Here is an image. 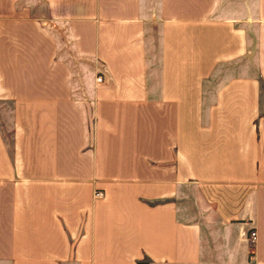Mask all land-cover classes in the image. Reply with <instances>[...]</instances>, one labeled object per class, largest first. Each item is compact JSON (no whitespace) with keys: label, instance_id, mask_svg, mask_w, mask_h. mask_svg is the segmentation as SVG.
<instances>
[{"label":"crops","instance_id":"obj_1","mask_svg":"<svg viewBox=\"0 0 264 264\" xmlns=\"http://www.w3.org/2000/svg\"><path fill=\"white\" fill-rule=\"evenodd\" d=\"M0 264H264V0H0Z\"/></svg>","mask_w":264,"mask_h":264},{"label":"rangeland","instance_id":"obj_2","mask_svg":"<svg viewBox=\"0 0 264 264\" xmlns=\"http://www.w3.org/2000/svg\"><path fill=\"white\" fill-rule=\"evenodd\" d=\"M146 40H147L146 48H149L150 40L148 37ZM81 75L83 78L88 77V75L86 74V71H84L83 69H81ZM189 188L193 192V195L190 196L192 200L187 203L188 212L190 214L198 212L202 214V219L205 221L206 225L208 224L214 225V226L219 225L221 229H223L224 227L228 225L230 226L240 225L239 220H237L239 218H231L227 215V213L229 211L239 209L242 204L241 201L230 202L226 199V197H224L223 200H220V201H217V200L201 201L198 199L195 200V198L197 197L196 195H199L197 194L196 186L193 184ZM213 237L222 239L224 241V239H226L227 237L226 230L225 232L222 230L220 234L219 233L213 234ZM248 242L252 243L249 239H248Z\"/></svg>","mask_w":264,"mask_h":264},{"label":"built area","instance_id":"obj_3","mask_svg":"<svg viewBox=\"0 0 264 264\" xmlns=\"http://www.w3.org/2000/svg\"><path fill=\"white\" fill-rule=\"evenodd\" d=\"M95 79H96L97 81H100V79H101L100 75H97V76L95 77ZM93 196H94V197H101V196H102V193H101L100 191H94V192H93ZM254 238H255V231L252 229V230H250V231L248 232V239L252 242V241L254 240Z\"/></svg>","mask_w":264,"mask_h":264},{"label":"trees","instance_id":"obj_4","mask_svg":"<svg viewBox=\"0 0 264 264\" xmlns=\"http://www.w3.org/2000/svg\"><path fill=\"white\" fill-rule=\"evenodd\" d=\"M100 75V74H99ZM100 77H101V79L100 80H102V76L100 75ZM252 230V229H251ZM248 231H250V230H248Z\"/></svg>","mask_w":264,"mask_h":264}]
</instances>
